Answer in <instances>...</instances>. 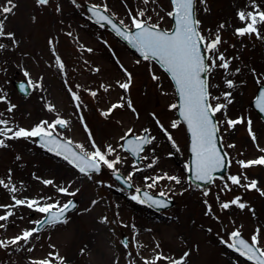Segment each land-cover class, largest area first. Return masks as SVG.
Wrapping results in <instances>:
<instances>
[{
	"label": "rangeland",
	"instance_id": "rangeland-1",
	"mask_svg": "<svg viewBox=\"0 0 264 264\" xmlns=\"http://www.w3.org/2000/svg\"><path fill=\"white\" fill-rule=\"evenodd\" d=\"M243 1L201 3L195 0V18L199 21L198 31L204 37L207 64L219 54L230 61L227 70L217 66L206 73L209 102L213 106L227 105L215 114L228 157L227 174L201 189L186 177L187 137L177 119V108L170 107L176 105V96L169 78L153 61L140 60L105 27L91 24L83 9L86 2L107 8L108 14L119 24L123 21L121 25L128 29L132 28L135 17L170 30L169 1L76 0L74 4L72 0H49L47 5H38L36 0H13L16 7L4 20L5 33L13 36L0 37V44L5 45L0 49V97H3L0 120L8 121L7 125L0 124V128L10 127L13 132L19 128L31 130L42 121L51 124L59 117L68 121V126L57 127L53 134L71 141L75 148L77 144L83 145L87 152L94 151L93 142L101 151L111 145L116 151L108 159L119 156L121 163L115 170L102 165L100 173L85 175L45 150L36 142V137L5 140L8 146L0 148V180L9 187L15 186L17 191L11 193L0 185V205L10 204L15 197L37 200L40 206L57 203L63 206L75 200L77 206L62 218L66 223L47 224L34 232L28 242L0 247V264H33L43 260L60 264L56 257H62L64 264H145V261L164 264L165 258L169 259L168 264L181 258L184 264H250L221 242L230 243V233L237 230L248 242L259 230L256 247L264 250V195L261 194L264 193V166L242 168L239 164V161L264 156L261 151L264 122L251 107L257 87L264 84V25H258L259 38L256 34L240 37L235 30L243 25L237 15L235 24L222 20L225 6L238 13L242 11ZM6 4L7 0H0V6ZM255 4L264 11V0H257ZM140 12L144 15L140 16ZM217 34L221 39L217 51H206V44ZM57 57L63 69L57 65ZM216 63L219 65L220 61ZM126 73L130 74L131 81L124 90L119 83L129 82ZM153 76L158 79L154 80ZM229 79L235 84L233 89L226 87L225 81ZM19 80H26L31 87L26 97L20 96L13 86ZM224 92H231L228 99L232 103L223 98ZM74 95L79 99L74 100ZM115 103L123 107L104 116L102 113L112 109ZM11 105L16 107L9 112ZM48 106L54 110L48 111ZM237 119L243 123L229 128L227 120ZM157 120L171 135V141ZM173 121L177 122L176 128L171 127ZM248 121L255 141L249 134ZM129 129L132 134L127 136H140L148 129L150 138L155 137L144 149L139 163L122 148L121 137H127ZM153 163L155 166L149 167ZM115 172L121 174L130 188L112 178ZM28 173L34 179L29 177L26 181ZM130 174L131 180H128ZM231 176L240 177V185H233ZM169 177H176L180 183ZM252 181L257 182L256 188L245 187ZM60 188L76 195L63 194ZM136 189L155 195L163 192L174 205L154 211L131 199L137 195ZM237 198L245 204L243 209L230 203ZM223 203H230V207L222 208ZM4 211L5 207H0V214ZM43 217L44 213L33 209L23 212L21 217L16 215L11 223L0 221L4 225L0 227V241H10L21 232L34 229ZM140 226L150 229L151 237L140 232ZM164 229L175 235L168 248L161 246ZM220 253L227 257L219 259ZM157 256L163 260H156Z\"/></svg>",
	"mask_w": 264,
	"mask_h": 264
},
{
	"label": "snow or ice",
	"instance_id": "snow-or-ice-1",
	"mask_svg": "<svg viewBox=\"0 0 264 264\" xmlns=\"http://www.w3.org/2000/svg\"><path fill=\"white\" fill-rule=\"evenodd\" d=\"M72 2L75 4L76 0H72ZM145 2L147 3L148 0H145ZM200 2L205 3V0H200ZM36 3L38 5H47L49 0H36ZM171 3L174 7V11L169 12L168 15L173 16L176 20L175 31L172 32V34L159 31L157 25H150L147 21L139 20L135 17L132 18V28L136 29L137 31L133 32L131 29H128L127 31H121V29L117 27V25L114 24L108 16L97 11V6L94 5L89 9V11L97 17V22L106 21L108 24H110L119 36L127 40L129 44L141 52L145 60L157 59L159 62L165 65L166 71L171 74L172 79L175 81L177 91L180 96V115L183 117L184 121L187 122L188 129L192 136V151L195 155L194 163L196 179L210 182L212 180V173L223 167V157L220 155V152L215 145V136L218 128L217 124L213 122V117L216 113H220L225 110L227 105L223 103H217L215 106H213L209 102L210 93L208 91V83L205 79H202L201 76L204 73L210 72L212 68H216L217 66L227 70L229 68L230 61H227L223 54H219L215 57V59L211 60L210 64H206L205 57L201 55L200 46L202 43H204V37L198 31L199 21L195 18L194 11L195 0H171ZM252 6L254 11H239L237 13V17L243 25L242 27H239L235 30V34L237 36L243 37L246 35L256 34L259 38L260 33L258 25H264V11L259 10V6L255 4V0H253ZM15 7L16 5L13 3V0H7V4L5 6H0V16L3 17V19H0V37L7 35L11 38L13 36L12 33H5L4 20L7 19L8 14L13 12ZM57 11H59V7H57ZM106 11L107 8H105V12ZM139 15L143 16L144 13L140 12ZM120 23L123 24V21H120ZM220 27L223 28L224 25H220ZM69 35L71 34L69 33ZM13 43H15L14 39ZM49 43L51 44V41ZM220 43L221 39L217 34L213 40L206 44V51L215 53L217 51V46ZM4 47V44H0V49H3ZM88 51H91V49H88ZM217 60L220 61L219 65L216 63ZM56 63L61 69H63L64 65L61 63L59 57H57ZM137 63H139V61H137ZM236 71L239 72L240 70L236 69ZM24 75L27 77L28 73L25 72ZM127 75L129 79L128 83L118 82L119 87L124 90H127L130 86L131 76L130 74ZM153 79L155 80L158 78L153 76ZM225 84L228 89H233L235 87V84L230 79L226 80ZM92 95L95 96L96 93L93 92ZM231 95V92L222 93L223 98L227 100V103L229 104L232 103V101L228 99ZM0 99H3V97H0ZM73 99L78 100L79 97L74 95ZM211 99L219 100L220 97H211ZM128 106L130 108L132 107L130 102ZM15 107V105H11V107H9L7 110L11 112ZM119 107H123V105H112V109ZM170 107L177 108V105L173 104ZM112 109H109L108 112L102 114L107 117L111 113ZM53 110L54 108L52 106H48V111ZM260 110L264 112V95L261 97ZM2 115L3 113H0V116ZM241 123H243V120L241 119L227 120V125L229 128H233L237 124ZM0 124L7 125L8 121L0 120ZM157 124L171 141V135H168L167 130L159 124L158 120ZM248 125L249 134L252 136L253 141H255L256 137L251 132V121H248ZM57 126L60 128H66L68 126V121L58 117L51 124H49L47 121H42L39 125L35 126L31 130L19 128L14 132L10 127H3L0 128V136H4L8 140L41 137L45 144L57 145V141L53 137V130H55ZM177 126V122L173 121L171 127L176 128ZM148 131V129H144V132ZM10 132L12 135H8ZM130 134H132L131 129H129V132L125 135L127 136ZM124 138L125 137H121V139ZM154 139L155 137L148 138L143 135L136 136L135 139L127 141L128 148L125 150L131 152L133 155H138L144 150V146L151 144ZM68 144L70 145L71 141H69ZM7 146L8 145L5 143V140L0 139V148ZM92 147L94 151L87 152L84 150L83 145L77 144L76 148H79L81 151L80 153H76L70 152L67 146H65L63 152L58 150L56 154L63 155L65 160H68L69 163L73 164L79 169L81 173L85 175H89L91 172L98 173L101 170L102 165L106 166L108 169L115 170L116 165L121 163V158L119 156H117L114 160L108 159V156L112 155L116 151V149L111 145L107 146L105 151H101L94 142ZM229 147L234 146L229 145ZM49 150L51 151L52 148L50 147ZM261 151H264V149ZM17 159H19V157H17ZM239 164L242 168H248L254 165L264 166V156L248 162L239 161ZM151 166L152 165L150 164L149 167ZM139 170L140 169H137V171ZM116 179L119 180L120 177L117 176ZM169 179L175 180L176 183H180L176 177H169ZM128 180H131V174L128 176ZM230 180L233 185H240L241 183V178L238 176H231ZM44 183L51 184L52 181H44ZM256 183V181H252L250 185H245V187L256 188ZM0 185H3V187L7 188L11 193L17 191L15 186L9 187V185L3 180H0ZM148 187H152V185H148ZM58 190L61 193L69 196L76 195V192H69L67 188H60ZM136 192L139 193L140 189H136ZM207 194V192L204 193L205 196ZM261 194L264 195V193ZM160 195L163 196L164 193L161 192ZM13 199L14 205H0V207L26 206L29 209L34 208L35 211L47 214L49 217L46 221L36 222L41 225L45 223L50 225L66 223L67 221L62 220V217L66 211H69L71 208L75 207L71 201L65 203L63 206H59L58 203L54 205L49 204L40 206L39 201L37 200L25 201L21 199H15V197H13ZM131 199L139 203L145 202V200H141L138 195H133ZM146 200L151 201L152 204L164 206L163 202L153 200L151 197H146ZM93 203H95V201H93ZM230 203L238 205L241 209L245 207V204L239 202V198L232 200ZM230 203H223L221 207L228 209L230 207ZM53 208H58V212L53 213ZM12 215L13 213L11 211L7 212L5 215H0V221H7ZM0 227H4V225L0 224ZM36 231H38V229L25 230L21 235L16 236L10 241H0V247H7L8 244L15 245L20 241L28 242ZM258 235L259 230H257V234H254L251 237V243H249L241 238V233L237 230L230 233V243L227 241L221 242L225 243L227 247L236 251L241 257L251 261L252 264H264V250L256 247L259 244ZM125 247H127V245H125ZM29 251H31V249H29ZM184 256H188V253H184ZM56 258L59 259L60 264H64V259L62 257ZM159 259H163V257L157 256L156 260ZM33 264H51V261H34ZM145 264H148V262L145 261ZM152 264H155V261H153ZM172 264H184V260L183 258L174 260L172 261Z\"/></svg>",
	"mask_w": 264,
	"mask_h": 264
},
{
	"label": "water",
	"instance_id": "water-1",
	"mask_svg": "<svg viewBox=\"0 0 264 264\" xmlns=\"http://www.w3.org/2000/svg\"><path fill=\"white\" fill-rule=\"evenodd\" d=\"M170 3H171V0H170ZM171 5H172V3H171ZM83 7H84V9L86 10V12L88 13L89 18H90V20H91L92 23H94V24H96V25H98V26H99V25H103V24L106 25V26L108 27V29L113 33V35H114L116 38H118L121 42L126 43V44L130 47V49L136 53L137 56H139L140 58H144L143 55L141 54V52H140L137 48H135V47H133L131 44H129L127 40H125V39H123L121 36H119V35L116 33V31L112 28V26H111L110 24H108L106 21H100V22H97V17H96L95 15H93L92 12L89 11V9L93 7L92 5H89L88 3H86V4H84ZM172 8H173V11H174V7H173V5H172ZM97 11H99V12H100L101 14H103V15L108 16V15L106 14V12H105L104 10L100 9V8H97ZM194 11H195V10H194ZM108 17H109V19L112 20V22H113L114 24L117 25V27H119V28L121 29V31H127V30H128V29H125V28H124L123 26H121L120 24L116 23V21H115L112 17H110V16H108ZM170 18H171L172 23H173V28H172V30H171L170 32H168V31H165V30H163V29L158 28L159 31L168 32L169 34H172V32L175 31L176 20H175V18H174L173 16H171ZM131 31L135 32V31H137V30H136V29H133V30H131ZM200 48H201V55L205 57V63H206V58H207V56H206V54H205V52H204L203 44H201ZM152 60H154V61L157 63V65H158V66H159V67H160V68H161V69H162V70H163V71L169 76V78L171 79V81H172V83H173V85H174L175 91H176V95H177V107H178V108H177V116H178V119L184 124V126H185V128H186V131H187V137H188V159H189V165H188L187 177H188V179H189L192 183L197 184L199 187L205 189V188L207 187V185H209L215 177L224 178L225 175H226V171H227L228 159H227V155H226V154L224 153V151H223V148H222V145H221V142H220V136H219V134H218V131H217L216 136H215V145H216L217 149L219 150L220 155L223 157V161H222V163H223V167L217 169L216 171H214V172L212 173V180H211L210 182H205V181H203V180H198V179H196V175H195V163H194V161H195V155H194V153H193V151H192V136H191V133H190V131H189V129H188L187 122L184 121L183 117H181V115H180L179 104L181 103V101H180V96H179V94H178V91H177V87H176L175 81L172 79L171 74H170L169 72L166 71V67H165V65H163L161 62H159L157 59H152ZM201 78H202V79H205V80L207 81V79H206V73L202 74ZM13 86L15 87V89L17 90V92L19 93V95H21V96H27V95L29 94L30 90H31V88L29 87V85L27 84V82H25L24 80H22V81H14V82H13ZM262 95H264V85H263V86H259V87L257 88L255 98H254V100L252 101L251 105H252L253 109L258 113V115L260 116L261 120L264 121V112H262V111L260 110V102H261V97H262ZM213 122L216 123L214 117H213ZM143 136L149 138V135H148L147 132H144V133H143ZM53 137H54L55 140L57 141V145L45 144V143H44V140H43L41 137H36V139H37V142H38L40 145H42L43 147H45L48 151H50L49 148L51 147L52 150H51L50 152L53 153V154H56L58 150L63 152L65 146H67V148H68V150H69L70 152L80 153V152H78V151L73 147L72 144H70V145L68 144L69 141L62 140V139L58 138L57 136H55L54 134H53ZM132 139H135V137H133V136H129V137H127V138L124 139V141H123V149H124V150L128 148L127 141H128V140H132ZM145 146H146V145H145ZM145 146H144V147H145ZM125 151H126V150H125ZM127 152L131 155V157H132L136 162L139 161V155H140L141 152H140L138 155H133V154H132L131 152H129V151H127ZM56 155H57V154H56ZM58 156H61V157L64 159V156H63V155H58ZM66 161L69 163L68 160H66ZM69 164H70L74 169H76V170L79 171V169L76 168L73 164H71V163H69ZM99 172H100V171H99ZM95 173H97V172H95ZM117 176L120 177L119 180L116 179ZM112 177H113L116 181H118L119 183H121V184H123V185H126L127 188H130L129 184H126V182L124 181V179L122 178V176H121L119 173H113V174H112ZM138 196H139V198H140L141 200H145L144 203H146L147 205L151 206L154 210L167 209V208H169V207H171V206L173 205V201H172V200L166 199V198H164V197L161 196V195H160V196H154V195H151V194H149V193H147L146 191H143V190H140V192L138 193ZM146 197H151L153 200L161 201V202H163V205H164V206H160L159 204H152L151 201L146 200ZM71 202H72V203L75 205V207H76V202H75V200H71ZM75 207H74V208H71L69 211H66L65 214H64V216H65L67 213H69L70 211L74 210ZM52 212H53V213H56V212H58V211H52ZM64 216H63V217H64ZM63 217H62V218H63ZM48 218H49V217H48V215L46 214L45 218H44L42 221H46V220H48ZM45 225H47V223H45V224H43V225L37 223L35 229H38V231H39V230H40L41 228H43ZM241 238L244 239L243 237H241ZM244 240H245V239H244ZM245 241H246V240H245ZM123 243L125 244V238H123ZM243 258H244V257H243ZM245 259H246V258H245ZM246 260H247V259H246ZM247 261H248V260H247ZM248 262H251V261H248ZM251 263H252V262H251Z\"/></svg>",
	"mask_w": 264,
	"mask_h": 264
},
{
	"label": "bare ground",
	"instance_id": "bare-ground-1",
	"mask_svg": "<svg viewBox=\"0 0 264 264\" xmlns=\"http://www.w3.org/2000/svg\"><path fill=\"white\" fill-rule=\"evenodd\" d=\"M255 1H257V0H255ZM242 5H243L242 11H246V12L254 11V8L252 6L253 5V0H252L251 3H250L249 0H244ZM236 15H237V10L236 9H233L230 6L229 7L225 6V8L223 10L222 20H225L229 24H235L236 23ZM115 104H117V103H115ZM115 104H113V105H115ZM113 110L114 109H112V111ZM8 135H12V133L10 132V133H8ZM0 139H2V138H0ZM4 140H8V139L4 138ZM10 141H13V139H11ZM156 153H157V151H156ZM153 166H155V163L152 164V167ZM29 177L31 179H34V176L31 173H28L25 176L26 181L29 180ZM10 205H14V201H12L10 204H7L6 206H10ZM33 209H29L26 206L5 207V211L3 212V214H0V215H5L7 212L11 211L13 213V215L10 216L9 219L7 220L8 223H11L12 220H15L16 215L21 217L23 215V212L25 213L26 211L33 210ZM134 212L136 213L135 210H134ZM139 230H140V232H144L147 236L151 237L150 233L152 231L150 229H148L147 227L140 226ZM22 233L23 232H21L19 235H21ZM174 237H175V235L171 231H169L168 229H164L163 233H162V237H161V246L163 248H168L170 246V244L172 243V239ZM224 256L227 257L224 253H220L218 255V258L220 259L221 257H224ZM168 262H169V259L165 258L164 259V264H168Z\"/></svg>",
	"mask_w": 264,
	"mask_h": 264
}]
</instances>
